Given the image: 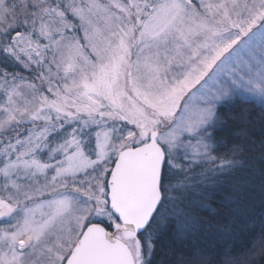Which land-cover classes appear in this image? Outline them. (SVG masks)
Listing matches in <instances>:
<instances>
[{"label":"rangeland","instance_id":"374dc122","mask_svg":"<svg viewBox=\"0 0 264 264\" xmlns=\"http://www.w3.org/2000/svg\"><path fill=\"white\" fill-rule=\"evenodd\" d=\"M18 10L51 46L33 81L0 71V264H65L124 148L159 130L172 167L216 162L218 106L264 107V0H0V33ZM115 230L147 264L154 229Z\"/></svg>","mask_w":264,"mask_h":264},{"label":"trees","instance_id":"16d2710c","mask_svg":"<svg viewBox=\"0 0 264 264\" xmlns=\"http://www.w3.org/2000/svg\"><path fill=\"white\" fill-rule=\"evenodd\" d=\"M19 10L0 33V71L33 81L41 72L33 58L51 45ZM79 31L74 35L80 38ZM24 36L30 45L21 53L14 44ZM217 112L221 122L211 143L221 160L177 168L167 161L163 168V201L148 227L154 232L147 264H264V107L241 98ZM9 149L4 141L0 155ZM96 221L116 236L114 214Z\"/></svg>","mask_w":264,"mask_h":264},{"label":"water","instance_id":"95a60500","mask_svg":"<svg viewBox=\"0 0 264 264\" xmlns=\"http://www.w3.org/2000/svg\"><path fill=\"white\" fill-rule=\"evenodd\" d=\"M159 133L155 130L149 141L121 150L107 181L114 215L126 230L135 234L148 229L163 201L161 184L167 154L158 141ZM65 264L136 263L124 240L102 222H92L85 227Z\"/></svg>","mask_w":264,"mask_h":264}]
</instances>
